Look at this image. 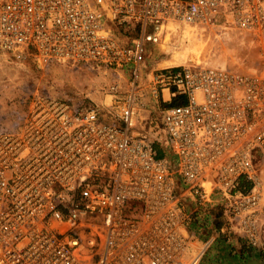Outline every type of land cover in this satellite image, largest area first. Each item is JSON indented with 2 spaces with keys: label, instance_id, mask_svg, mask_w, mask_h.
Wrapping results in <instances>:
<instances>
[{
  "label": "built area",
  "instance_id": "obj_1",
  "mask_svg": "<svg viewBox=\"0 0 264 264\" xmlns=\"http://www.w3.org/2000/svg\"><path fill=\"white\" fill-rule=\"evenodd\" d=\"M184 28L264 44V0H0V56L123 79L0 128V264H201L217 209L264 253V64L151 60Z\"/></svg>",
  "mask_w": 264,
  "mask_h": 264
},
{
  "label": "rangeland",
  "instance_id": "obj_2",
  "mask_svg": "<svg viewBox=\"0 0 264 264\" xmlns=\"http://www.w3.org/2000/svg\"><path fill=\"white\" fill-rule=\"evenodd\" d=\"M193 39L201 40L204 45L198 48V52L193 47L194 43L186 44L187 41L181 40V37L170 42L172 50L179 51V63L194 58L201 63H221L238 69L264 64L263 42L248 33L232 29L216 35L209 31ZM170 52H165V48L158 45L153 50L151 60L158 65H177L169 59ZM121 80L116 72L110 70L62 64L41 67L29 55L0 56V128L20 119L26 101L33 93L51 94L74 101L87 100L101 106L109 100L110 86L121 83ZM177 190L180 191L179 182ZM209 216L213 217L211 225L194 230L201 238L214 237L201 264H253L252 259L264 263V253L250 252L245 246H239L232 235L233 240L226 242L228 233L221 230L225 221L219 209Z\"/></svg>",
  "mask_w": 264,
  "mask_h": 264
},
{
  "label": "bare ground",
  "instance_id": "obj_3",
  "mask_svg": "<svg viewBox=\"0 0 264 264\" xmlns=\"http://www.w3.org/2000/svg\"><path fill=\"white\" fill-rule=\"evenodd\" d=\"M180 33H181V35H180V37H181V40L183 39V40H186L187 41V43L186 44H190V42L191 43H194V45H193V47H195L194 49H196L197 50V52H198V48H200V47H204V45H203V43L201 42V40H197V41H195L196 39H193L194 37H195V35H194V32H192V30L190 29V28H184V29H182L181 31H180ZM207 35V34H206ZM200 42V43H199ZM205 43V42H204ZM164 44H165V46H164ZM161 46H163L164 48H165V52H169V51H172V52H170L171 53V57L169 58V59H172L173 61L172 62H174L173 64H178L179 62V60H178V55H179V51L177 52L176 50H172V45H171V43H163ZM188 46V45H187ZM186 46V47H187ZM206 46V45H205ZM185 48V47H184ZM187 49V48H186ZM209 49V48H208ZM184 50V49H183ZM186 51V50H185ZM181 53V52H180ZM208 53V52H207ZM206 53V54H207ZM207 56V55H206ZM200 57V56H199ZM198 59V58H197ZM165 60H167V59H165Z\"/></svg>",
  "mask_w": 264,
  "mask_h": 264
},
{
  "label": "trees",
  "instance_id": "obj_4",
  "mask_svg": "<svg viewBox=\"0 0 264 264\" xmlns=\"http://www.w3.org/2000/svg\"><path fill=\"white\" fill-rule=\"evenodd\" d=\"M156 149H157V152H158L159 156H165L167 154V153H165V150L159 144H156ZM251 251L252 250H250V252ZM259 254H263V253H259Z\"/></svg>",
  "mask_w": 264,
  "mask_h": 264
},
{
  "label": "water",
  "instance_id": "obj_5",
  "mask_svg": "<svg viewBox=\"0 0 264 264\" xmlns=\"http://www.w3.org/2000/svg\"><path fill=\"white\" fill-rule=\"evenodd\" d=\"M252 263L253 264H264V263H261L260 261H257L256 259H252Z\"/></svg>",
  "mask_w": 264,
  "mask_h": 264
},
{
  "label": "crops",
  "instance_id": "obj_6",
  "mask_svg": "<svg viewBox=\"0 0 264 264\" xmlns=\"http://www.w3.org/2000/svg\"><path fill=\"white\" fill-rule=\"evenodd\" d=\"M200 229V227H198L196 224L194 225V230H196V229Z\"/></svg>",
  "mask_w": 264,
  "mask_h": 264
}]
</instances>
